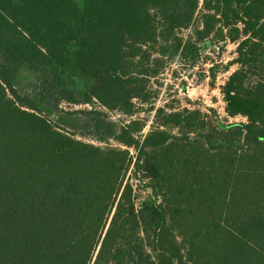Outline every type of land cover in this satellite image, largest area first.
Masks as SVG:
<instances>
[{"label":"trees","instance_id":"1","mask_svg":"<svg viewBox=\"0 0 264 264\" xmlns=\"http://www.w3.org/2000/svg\"><path fill=\"white\" fill-rule=\"evenodd\" d=\"M198 10L194 37L175 36ZM213 36L236 45L224 117L166 105L143 135L108 118L149 98L167 52L188 59ZM70 65L93 80L83 100ZM24 66L49 72L58 102L91 106L82 136L117 145L43 115L15 87ZM261 137L264 0H0V264H264Z\"/></svg>","mask_w":264,"mask_h":264},{"label":"rangeland","instance_id":"2","mask_svg":"<svg viewBox=\"0 0 264 264\" xmlns=\"http://www.w3.org/2000/svg\"><path fill=\"white\" fill-rule=\"evenodd\" d=\"M201 21V12L198 10L195 19L190 27L176 29L175 36L188 41L194 37L195 30L199 27ZM213 36L207 41L210 45L203 47L202 42L198 46V53L194 52L188 59L167 52L163 57L158 53L160 58L158 72L148 77L147 92L149 98L134 99L135 109L132 114H126L118 109H105L108 118L116 123H127L132 119H137L142 123V129L138 135H143L152 127L160 124L157 117V109L163 106H172L176 108H195L204 106L215 108L223 117L225 102L220 92V85L225 81L227 76L233 71L234 65L229 70L224 66L235 57V44L230 41L216 42ZM221 48V49H220ZM154 60H151L149 68L154 72ZM153 68V69H152ZM64 78L66 79L68 89L78 100H83L85 92L93 84V80L84 76L81 71L74 65L65 69ZM50 75L47 70H38L24 66L20 69L15 80V87L22 96H29L40 100V108L46 117L52 120L56 125L70 131L78 132V139L86 140L99 145L113 144L117 145L114 140L107 143L93 140L90 137H84L81 132L84 131L83 123L86 120L83 110L91 109L89 104L84 102L72 103L65 99L57 101V90L49 89L48 81ZM57 104V105H56ZM93 106L98 108L99 104ZM242 117L230 118V120H241ZM132 170L128 172L131 177ZM135 183L136 180L133 179ZM140 189V188H139ZM139 201L146 197L143 189L137 191Z\"/></svg>","mask_w":264,"mask_h":264},{"label":"snow or ice","instance_id":"3","mask_svg":"<svg viewBox=\"0 0 264 264\" xmlns=\"http://www.w3.org/2000/svg\"><path fill=\"white\" fill-rule=\"evenodd\" d=\"M261 139H264V137H261Z\"/></svg>","mask_w":264,"mask_h":264}]
</instances>
